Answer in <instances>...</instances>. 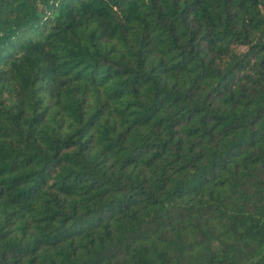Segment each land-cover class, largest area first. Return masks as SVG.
<instances>
[{
    "label": "trees",
    "instance_id": "16d2710c",
    "mask_svg": "<svg viewBox=\"0 0 264 264\" xmlns=\"http://www.w3.org/2000/svg\"><path fill=\"white\" fill-rule=\"evenodd\" d=\"M0 264H264V0H0Z\"/></svg>",
    "mask_w": 264,
    "mask_h": 264
}]
</instances>
